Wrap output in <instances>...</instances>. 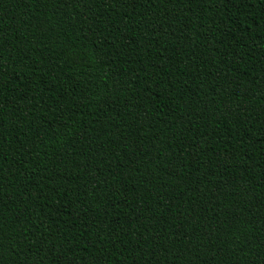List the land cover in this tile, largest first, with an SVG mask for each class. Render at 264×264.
<instances>
[{"label":"trees","instance_id":"16d2710c","mask_svg":"<svg viewBox=\"0 0 264 264\" xmlns=\"http://www.w3.org/2000/svg\"><path fill=\"white\" fill-rule=\"evenodd\" d=\"M0 264H264V0H0Z\"/></svg>","mask_w":264,"mask_h":264}]
</instances>
